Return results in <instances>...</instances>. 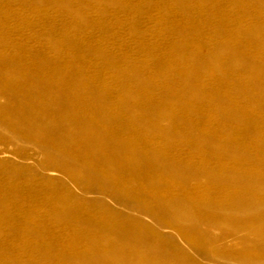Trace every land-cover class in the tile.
Wrapping results in <instances>:
<instances>
[{"label": "rangeland", "instance_id": "rangeland-1", "mask_svg": "<svg viewBox=\"0 0 264 264\" xmlns=\"http://www.w3.org/2000/svg\"><path fill=\"white\" fill-rule=\"evenodd\" d=\"M250 28L264 31V0H0V264H171L163 244L131 243L142 236L131 224L154 228L131 200L158 216L159 195L213 203L177 210L180 222L163 216L180 239L207 249L213 240L196 227L203 217L239 209V193L264 205V180L250 177L264 172V42ZM136 67L139 83H128ZM110 89L106 102L96 98ZM68 104L90 115L83 130ZM246 109L261 120L244 118ZM114 116L127 121L117 137L136 159L104 139ZM141 139L151 145L139 151ZM110 181L128 192L122 204ZM27 207L43 227L23 224ZM244 217L240 208L212 231L226 238L216 250L262 252L247 234L231 237ZM251 224L264 233V222Z\"/></svg>", "mask_w": 264, "mask_h": 264}, {"label": "bare ground", "instance_id": "bare-ground-1", "mask_svg": "<svg viewBox=\"0 0 264 264\" xmlns=\"http://www.w3.org/2000/svg\"><path fill=\"white\" fill-rule=\"evenodd\" d=\"M186 26L187 25H185V27ZM252 30L254 33L252 32ZM251 32L253 34V38L255 40H257L258 43L260 42V45H261L264 42V31L258 32V30L256 31L255 29L252 28ZM222 48L226 49V50L230 49V47L227 45L222 46ZM205 59L203 61L201 60L202 64L207 63V60H205ZM251 61L255 62V63L258 62L256 57H254ZM262 62H264V60H262ZM133 74L127 75L125 79L128 83L138 84L140 76H139L137 67H136L135 75H133ZM191 75H192L191 73H188L186 75V78L191 79L192 78ZM114 80H115V82H120V80L117 77H115ZM194 81H195V83L197 82L196 83L197 85H198V83H200V80H198V79H195ZM238 85H239L238 86L239 88L243 86L240 82ZM112 91L114 92V89L113 90L110 89L107 92L105 91L102 93H98V95H97L98 97H96V98H98L99 101L101 100L102 102H106L105 99H107L108 97H111L110 95H112V93H113ZM201 91L202 90H200V92ZM201 93L204 97H206L204 92H201ZM27 95H30V94L28 93ZM226 98H228V96ZM1 99H3V96L0 94V100ZM77 101H79V100H77ZM229 101L232 103L231 100H229ZM107 103H109V101H107ZM65 105H67V104H65ZM67 107L68 108L71 107L72 111L74 112L73 114H74L75 119H74V123L72 122L73 123L72 126L76 129L81 128L82 130L84 129L83 127H87V125H88L87 121H89V119L91 118L90 115H88L85 112L80 111L74 105L68 104ZM240 113H243L245 115V116L242 115L244 118L249 114L251 116H254V119L256 122L261 120L260 116L251 114L250 111L247 109L241 111ZM232 115H233V113L230 114V116H232ZM109 118H112V117H109ZM113 118H114L115 124H116V131L111 133V134L104 132V135H105L104 139L108 140V142L110 143V148L114 149L120 155H121V153L122 154L130 153L133 156L132 158L136 159L135 157L137 154H139V152L137 150L136 151L131 150L128 147V143H129L128 140H124V139L119 140L117 137V133H119V131H121L125 128L127 129V127L129 128L127 121H125L122 117H119V116H114ZM90 141L97 143L100 140H99V137L94 133L93 137L91 138ZM216 141L217 142L219 141L218 138H216ZM1 145L4 146L5 143H3V140L0 137V146ZM148 145L149 146L151 145L150 140L141 139V146L139 148V151H142V149H144ZM4 147H6V146H4ZM100 151H102V148L100 149ZM160 156L163 157L162 153H160L159 157ZM164 159H167V157ZM144 163L145 162H138V166H141ZM192 167H193V165H192ZM197 167L204 168V169L208 168L205 161H202V162L200 161V163L198 164ZM219 168L222 170L227 169L230 174H232L234 172V171L228 169L224 165H220ZM188 176L190 178V175H188ZM250 177L253 179H263L264 180V172H262V173H260L259 171L251 172ZM108 183L111 184V188L113 189V193L111 194L113 198H111V200L113 202H116L117 204H122L120 202H122L124 199H126L125 196L127 195L128 192H126L124 190L114 192V189H115L114 187L117 185V183L115 181H110ZM155 199H154V201L156 202L155 206L158 207L163 212L162 213L163 216L166 215V216L172 217L175 220H178L179 222L182 221V217L176 216V212L179 209L183 208L186 210V212H191V214L193 215V213H194L193 211H194L196 203L200 204L202 206H205V207H209V208L215 207V205L211 202H208L204 199H200V200L195 199L193 197L186 198L182 202L180 201V202L173 203V204L166 203L165 198L162 197L161 195L157 196V198H155ZM235 199H236L237 204H238L237 207H239V209L240 208L242 209V211L245 214V217L243 218V220H241V222L237 223L234 226L233 232L231 233V237L238 238L241 234H247L246 237L254 240L256 244L260 245L259 249L262 252L256 254L251 259H246L242 255L234 257L229 252H225V251L219 252L218 250H216L218 248L217 246H220L218 244L225 241L226 238H223V237L219 238L218 236H216V234L214 235V233L212 231L217 229V228L220 229L219 227L223 225V222L228 218V216H230V215L233 216L234 214H237L239 209H237L236 207H234L232 205L227 210H225L222 214H220L218 216L206 215L205 217H203L200 226L196 225V227L203 228L206 235L208 237H210L211 240H213V243H212L213 247L211 249H207L204 247H200V248L192 247L191 241H188L185 239H180L179 236L176 235V233H175V232H177V230H176L177 228H175L168 221H165L163 216L153 215L150 213V211L143 209L142 207L144 205L146 206V204L144 203L145 200L140 199V198H135L134 201L131 200L132 201L131 202L132 207L141 208L142 209V215L146 219L153 222L154 228L152 230H146L137 224H131L129 226L130 227L129 229H131L132 231H135V232L140 231L142 236H139V235L133 236L132 235L130 237V241L132 244H136L139 249L150 248L154 244H156V245L157 244H163L167 248L166 252H164V255L169 257V259L173 260L172 261L173 263H171V264H202V263L203 264H264V233L263 232L257 233V232H254L253 230L250 229V227L253 226V224L250 225L251 222H254V223L255 222L256 223H263L264 222V215L257 214L256 216H254L251 213L252 211H255V212L261 211L262 209H264V205L260 204L255 199V197L253 195H251V193H249V192L239 193L236 195ZM23 211L27 213V216H25V219H23V221H24L23 224H26V223L31 224V225L35 224V227L38 226L39 228L44 226L43 223H45V222L35 223L34 221L31 220V217L29 215L31 213H35L34 210L29 209V208H28V210H25V208H23ZM44 220L46 221V219H44ZM115 225L116 224H110L108 226V228H111V227L113 228ZM125 229H127V228L125 227ZM122 230H124V229H122ZM54 239H57V238H54ZM69 255L77 256V254H75L73 252H70ZM191 255L195 256L197 260L194 262L190 261L189 257ZM90 256L95 258L96 254L93 252H90ZM104 258H107V256L106 257L103 256L101 259L104 260ZM132 262H133V259H132V257H130L125 262V264H132Z\"/></svg>", "mask_w": 264, "mask_h": 264}]
</instances>
